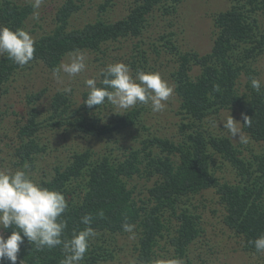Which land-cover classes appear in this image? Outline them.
Wrapping results in <instances>:
<instances>
[{
	"label": "trees",
	"instance_id": "1",
	"mask_svg": "<svg viewBox=\"0 0 264 264\" xmlns=\"http://www.w3.org/2000/svg\"><path fill=\"white\" fill-rule=\"evenodd\" d=\"M181 1L134 0L128 13L120 19L98 18L81 28L68 29L70 17L80 7L74 0H68L59 6L54 27L48 29L37 22L30 28L32 33L41 28L37 34H31L35 40L33 60L42 61L53 70L70 53L83 51L93 55L95 61L103 60L104 63L112 49H120L119 38L139 34L141 24L143 29L146 20L145 14L155 10L173 12ZM111 3L112 0H104L100 11L107 10ZM263 5L264 0H231L228 9L214 13L217 36L211 51L205 54L182 51L171 40L167 42L165 33L159 34L164 47L153 44L157 56L165 51L175 55L172 72L167 60L162 69L174 77L180 98L178 135L150 136L158 146L156 152L145 142L116 155L115 147L108 144L103 155L93 160L90 149H84L74 153L67 164L52 163L51 177L37 180L45 187L62 192L65 198L70 197L66 199L68 208L62 217L67 223L65 237L70 238L74 231L85 227L81 222L84 215L93 217L91 227L97 235L91 240L81 264H100L114 259L125 248L120 246L119 239L133 237V234L130 244L137 253L136 264H165L174 260L176 264H206L208 251L213 249L208 237L206 249L202 247L196 258L190 252L192 243L205 231L203 215L192 207V197L206 189H214L218 196L223 208L224 229L240 241L243 239L245 250L258 253L250 241L264 235V84L261 83V90L257 92L251 86V80L258 79L255 63L264 56V48L260 49L264 46ZM33 12L31 3L0 0V25L28 31ZM144 50L148 52L142 51L144 58H149L137 70L148 71L151 67L160 71V60L157 62L154 55ZM133 61L130 59L138 65ZM193 64L201 66L196 76L191 75ZM21 68L25 66L20 67L6 55L1 56L0 86L10 82ZM102 79L100 75L98 86H102ZM44 90L33 97L41 99ZM87 95L88 89L76 109L78 112L72 115L75 103L63 91L53 95L50 116L44 121H40L38 109L30 110L19 127L20 142L15 144L13 151L17 160L11 161L12 166L28 165V172L39 168L37 157L48 149L41 136L48 124L62 125L67 121L69 128L75 131L103 133L98 120H90L80 112L81 109L99 110L101 106L89 108L84 103ZM223 109L238 113L248 135L246 145L211 130L216 115ZM65 113L70 114V118ZM138 115L134 112L123 116L120 125L128 126ZM244 116L250 117L251 126L243 123ZM175 155L179 157L178 163L173 159ZM42 170L48 173L46 168ZM221 170L228 171L233 177L224 179ZM153 176L162 179L157 181L159 178L154 180ZM137 177L147 182L152 180L153 185L138 189V183L134 182ZM101 210L103 217L98 215ZM125 222L134 225L133 233L123 230ZM12 231V228L5 229L7 236ZM64 255L62 245L38 250L24 238L16 264H61ZM7 262L11 264L9 260Z\"/></svg>",
	"mask_w": 264,
	"mask_h": 264
},
{
	"label": "rangeland",
	"instance_id": "2",
	"mask_svg": "<svg viewBox=\"0 0 264 264\" xmlns=\"http://www.w3.org/2000/svg\"><path fill=\"white\" fill-rule=\"evenodd\" d=\"M18 3H31V0H15ZM68 0H42L41 7L36 10L38 12V20L33 19V14L28 21L27 29L30 34L35 35L36 32L30 30L39 22L46 28L55 26L58 8L63 2ZM113 3L105 11H100V4L104 0H74L80 7L70 17L68 29L81 28L89 22L103 18L106 20H117L128 13L130 3L134 0H112ZM231 0H182L175 11L163 12L155 10L145 14L143 29L138 35L130 34L125 38H119V50H114L109 53L104 63L103 60L95 61L93 55L89 52H83L85 55V70L74 77H69L67 74L61 73V79L57 80L53 77V70L48 68L46 64L39 60H33L25 68L18 69L10 82L0 86V170L15 171L21 168L20 165L13 167L12 160L17 158L13 156L14 146L20 142L19 127L25 122L30 110L34 107L38 109L40 121H44L50 116V105L53 95L58 91H63L68 87L71 89L66 94L71 97L72 103H75L71 109V115L80 107L83 101V93L87 88L85 81L88 78L99 80L102 69L108 64L115 62H124L129 65L131 74L135 77L137 69L147 60L144 58L142 51L148 50L150 54L155 56L156 61L159 60V72L164 79L173 87L174 91L170 99L166 102L165 110L162 112H153L150 105L137 104L127 110L119 109L110 103H105L99 107V110L86 111L81 109L87 118L94 121H99V126L103 133H81L69 128L67 121L62 125L51 126L48 124L45 132L41 134L43 137V145H47V150L43 151L38 157L39 171H29L31 177L35 180L51 177L50 169L52 163L67 164L73 154L84 149H90L94 154L93 160H98L103 154L105 145L108 144L115 147V154H121L129 147L138 148L144 145L145 142L150 144V149L155 152L158 146L150 140V136L162 135L170 137L178 135L177 123L180 119L178 116L180 98L176 92V84L174 77L169 74V71H163V64L169 65L171 72L174 68V53L164 52L161 56H157L153 48L155 46L163 48L162 39L159 38L160 33L167 35V42L171 40L177 45V48L182 51L194 50L205 54L211 51L216 38L214 31V22L212 15L216 12L226 10L230 7ZM262 5V4H261ZM264 6V5H263ZM261 12V10L259 11ZM264 33V27H263ZM264 46L260 47L263 50ZM148 54V52H146ZM3 56V55H2ZM1 57V56H0ZM96 57V56H95ZM70 56H66L64 62H68ZM134 60L138 65L130 62ZM154 64V59L151 60ZM147 63V62H146ZM133 64V65H132ZM157 65V66H158ZM256 68L259 72L257 78L264 84V56L256 60ZM138 67V68H137ZM141 70V69H139ZM201 70V66L193 64L192 76H196ZM148 71H155L151 67ZM242 76H245L242 74ZM246 80V77H243ZM45 89V90H44ZM45 91L41 99H35L33 96L39 91ZM64 92V91H63ZM138 112V117L128 126H121L125 115ZM68 118L70 114L65 113ZM240 121V127L243 135L248 137L243 130L241 118L238 113L232 109H223L216 115L215 122L210 126L211 130L216 133H224L230 136L234 142H239L234 139L223 128V121L229 115ZM65 118V117H63ZM208 124L211 122L208 121ZM206 125V124H205ZM261 147V146H260ZM129 151V150H128ZM175 163L179 162V157H173ZM42 168H46L48 173H44ZM220 174L224 179L232 178L233 175L226 170H221ZM157 180L158 176L152 177ZM159 178L157 181H161ZM163 181V180H162ZM134 182L138 183V189L145 186L153 185L152 180L148 182L144 178L137 177ZM85 183V179H84ZM144 185V186H143ZM80 192V187L78 186ZM67 200L70 197H66ZM194 209L198 210L203 215L205 231L200 237L194 241L190 247V252L196 258L202 251V247L206 249V239L213 245V249L208 251V260L206 264H264V253H255L247 251L243 248V239L240 241L237 237L230 234L229 230H225L222 222L223 208L220 204L218 196L214 189H206L202 193L192 197ZM0 235L7 238L5 229L0 228ZM133 237L120 238V246L123 245L124 251L114 259L106 260L100 264H136V250L131 246ZM176 264V261H167L165 264ZM7 259L0 261V264H7Z\"/></svg>",
	"mask_w": 264,
	"mask_h": 264
},
{
	"label": "clouds",
	"instance_id": "3",
	"mask_svg": "<svg viewBox=\"0 0 264 264\" xmlns=\"http://www.w3.org/2000/svg\"><path fill=\"white\" fill-rule=\"evenodd\" d=\"M33 19L38 20V10L42 0H31ZM35 40L23 28L13 30L0 25V56L20 67L28 65L34 58ZM68 62L53 69V77L61 79V73L74 77L85 70V55L82 51L69 54ZM102 86L97 85L95 78H88L85 84L88 95L84 103L92 108L106 102L119 109L127 110L139 104L150 105L153 112L165 110L166 102L173 94V87L156 71L137 70L135 77L128 64L120 61L108 64L102 69ZM251 86L257 92L261 90V81L251 80ZM218 90V86H217ZM64 92H70L66 87ZM223 121V128L241 144H247L248 138L242 134L238 123L231 114ZM243 123L251 126L250 117L244 116ZM24 165L15 171L0 170V228H12L11 235L5 238L0 235V261L7 259L16 264L24 238L38 250L52 249L62 245L65 254L61 264H81L90 242L97 235L91 227L93 217L86 214L81 218L85 225L82 230L74 231L70 238L65 237L66 221L62 218L68 203L62 192L43 186L33 179ZM103 217L101 210L98 213ZM125 232L133 233L134 225L123 223ZM21 233L23 235H21ZM134 238V234H133ZM257 252L264 253V235L254 241Z\"/></svg>",
	"mask_w": 264,
	"mask_h": 264
}]
</instances>
